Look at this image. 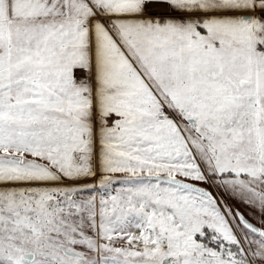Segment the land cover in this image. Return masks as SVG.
Here are the masks:
<instances>
[{
    "label": "snow or ice",
    "instance_id": "6c2138e0",
    "mask_svg": "<svg viewBox=\"0 0 264 264\" xmlns=\"http://www.w3.org/2000/svg\"><path fill=\"white\" fill-rule=\"evenodd\" d=\"M0 264H264V0H0Z\"/></svg>",
    "mask_w": 264,
    "mask_h": 264
}]
</instances>
